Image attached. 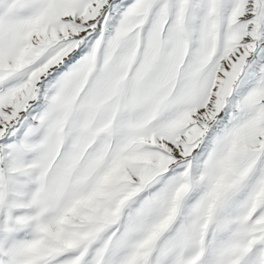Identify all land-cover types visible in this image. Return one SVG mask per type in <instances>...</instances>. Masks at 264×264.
<instances>
[{
	"label": "snow or ice",
	"instance_id": "6c2138e0",
	"mask_svg": "<svg viewBox=\"0 0 264 264\" xmlns=\"http://www.w3.org/2000/svg\"><path fill=\"white\" fill-rule=\"evenodd\" d=\"M0 264H264V0H0Z\"/></svg>",
	"mask_w": 264,
	"mask_h": 264
}]
</instances>
